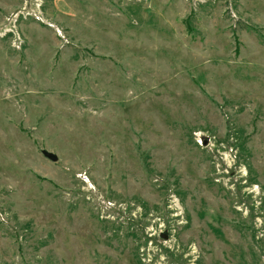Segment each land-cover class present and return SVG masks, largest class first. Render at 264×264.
I'll use <instances>...</instances> for the list:
<instances>
[{
	"label": "rangeland",
	"instance_id": "374dc122",
	"mask_svg": "<svg viewBox=\"0 0 264 264\" xmlns=\"http://www.w3.org/2000/svg\"><path fill=\"white\" fill-rule=\"evenodd\" d=\"M40 2L0 0V264H264V0Z\"/></svg>",
	"mask_w": 264,
	"mask_h": 264
},
{
	"label": "water",
	"instance_id": "95a60500",
	"mask_svg": "<svg viewBox=\"0 0 264 264\" xmlns=\"http://www.w3.org/2000/svg\"><path fill=\"white\" fill-rule=\"evenodd\" d=\"M42 153L45 157H47L53 161L58 160V156L56 154H54L53 152H50V151L44 149V150H42ZM162 237L167 238V234H163Z\"/></svg>",
	"mask_w": 264,
	"mask_h": 264
},
{
	"label": "built area",
	"instance_id": "2783aa9c",
	"mask_svg": "<svg viewBox=\"0 0 264 264\" xmlns=\"http://www.w3.org/2000/svg\"><path fill=\"white\" fill-rule=\"evenodd\" d=\"M34 4H35V6L37 7H40L41 6V2H40V0H34ZM25 7H26V5H25ZM37 7V8H38Z\"/></svg>",
	"mask_w": 264,
	"mask_h": 264
}]
</instances>
